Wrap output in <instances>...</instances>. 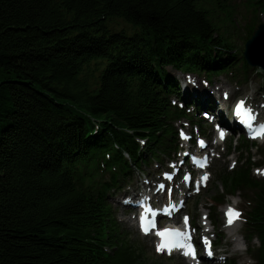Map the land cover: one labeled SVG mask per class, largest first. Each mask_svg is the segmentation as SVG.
<instances>
[{"label": "trees", "instance_id": "trees-1", "mask_svg": "<svg viewBox=\"0 0 264 264\" xmlns=\"http://www.w3.org/2000/svg\"><path fill=\"white\" fill-rule=\"evenodd\" d=\"M226 1L0 0V264H155L109 196L176 153L177 122H203L188 111H202L200 100L171 71H234ZM250 3L244 43L264 14V0ZM240 70L233 79L246 82L244 60ZM249 146L242 137L234 149ZM252 165L223 171L214 200L252 194L243 226L259 242L254 264H264V182Z\"/></svg>", "mask_w": 264, "mask_h": 264}, {"label": "rangeland", "instance_id": "rangeland-1", "mask_svg": "<svg viewBox=\"0 0 264 264\" xmlns=\"http://www.w3.org/2000/svg\"><path fill=\"white\" fill-rule=\"evenodd\" d=\"M253 0H230L226 1V5H230L234 7V18L232 20V24L225 22L223 27H221L222 33L228 37L231 44L237 50V56L240 58L236 61L233 72H226L220 75H214L210 79H206L203 76H195L197 78L196 86L204 93H211L214 96L216 102L218 101L224 107L217 106L214 108L215 111L217 109L221 112L229 115V111L231 113V106L236 99H244L247 98V103L250 106H253L258 112V120L264 121V74L259 71L252 70L248 75L246 82H237L238 78L233 79V76H238L240 73L241 63H243L242 52L244 46V39L246 36L245 27L251 22V14L252 13V5L250 2ZM222 8H217L215 13V20L222 24L224 21V13ZM254 14V13H252ZM254 20L260 23H264V14H255ZM116 29H124L125 31L131 30L128 25H125L121 21H117L114 26ZM259 72V73H258ZM171 74L179 81L180 88L185 87V90L192 95L195 93L197 89H194L193 81L189 84L183 80L184 75L178 72L171 71ZM204 78V79H203ZM5 80V76H0V81ZM207 82L206 87H204L203 82ZM203 84V85H202ZM216 88V89H215ZM198 89V90H199ZM208 90V91H207ZM223 91H227L229 93V98L225 102L221 100V93ZM222 101V102H221ZM229 109H228V105ZM206 112V111H204ZM203 119L202 113H198L197 117H193L192 119L197 120L198 118ZM229 117V116H228ZM203 127L209 130L208 138L206 135L203 138H206L207 141H212L215 135L213 131V126L209 123V120L203 121ZM176 130H179V138L180 133L184 132L185 134L183 139H189L192 144V151H197L198 147L196 144V137L199 136L198 127L192 126L188 121L183 120L176 124ZM201 136V135H200ZM237 135H234L232 139H227L223 146H220L217 150L212 151L213 154L212 164L209 168L210 180L208 182L207 187L201 190L199 194L191 195L193 192L190 190H186L187 185L183 182V175L178 174L174 177L173 181H171V185L174 187L173 193H171V199L175 200L177 196H180L183 193H187L185 204L183 205V210L180 215L186 214L189 219L192 227L196 230V235L202 239L200 235L203 234V230L205 229L203 223L205 222V218L208 217L213 225V231L210 234V238L214 241V255L213 258L208 261H204L202 264H228L230 262H235V264H248V261L251 260L254 262L253 254L256 250V247L259 245L257 239H253L247 234L243 225L246 212L250 209L253 204V196L251 193L247 192H237L235 196L225 197L224 201L221 198V201H215L214 197H217L222 192V187L219 182V175L223 173V171L230 172L231 170L237 169L241 166L246 160H249L254 166L251 168V176L258 180L264 182V173H260V171L264 170V145H260L254 143L255 145L250 146L247 150L238 152L237 150H231L228 152L229 142L233 140ZM194 140V142H192ZM239 141V140H238ZM180 151L177 155L174 156L171 161H163L162 164L151 163L150 165L142 167V172L133 171L131 173L130 179L123 183L122 189L118 192H114L109 196V202L116 214L118 221L120 222V226L122 230L127 235L130 241L135 244H138L148 261L154 262L155 264H186L180 259L177 258H168L166 256H159L155 253L154 246L152 244L151 237H143L136 230L134 225V212L135 210H131L122 205V201L124 197H130L134 194L133 201H137L139 198L140 192L147 188V184L150 185L153 182L152 190H156L155 186L157 183L164 182L163 175L165 173H171L176 171V167L178 165L181 169H185L188 167V164L184 165L182 162L183 156L187 155V151L183 148L186 145V142L180 141L178 142ZM236 145V143H235ZM232 147V148H233ZM173 161H175L173 163ZM174 164V166H172ZM176 164V165H175ZM235 164V165H234ZM234 165V166H233ZM172 166V167H171ZM233 166V167H232ZM171 167V168H170ZM168 186L163 191H160L155 197L154 201L156 203L161 200V204H165L170 199L168 198ZM219 193V194H217ZM180 194V195H179ZM194 194V193H193ZM251 194V195H250ZM175 195V197H173ZM123 199V200H122ZM178 199V198H177ZM176 199V200H177ZM223 201V202H222ZM159 205H157L159 207ZM226 206H237L238 210L241 212V220L235 224L236 231L231 232V228L226 227L223 222V209ZM178 216V217H179ZM177 217L178 222L180 219ZM160 222L164 223L165 220H161ZM240 236L243 238L244 243L247 245V249L244 253H240L235 250V244L233 237Z\"/></svg>", "mask_w": 264, "mask_h": 264}, {"label": "snow or ice", "instance_id": "snow-or-ice-1", "mask_svg": "<svg viewBox=\"0 0 264 264\" xmlns=\"http://www.w3.org/2000/svg\"><path fill=\"white\" fill-rule=\"evenodd\" d=\"M236 114L238 116H243L245 118L244 122L247 123L249 126H251V121L254 119V116L251 113V109H247L245 110V102L244 101H240L239 104L236 107ZM262 132H264V126H261ZM183 137V133L181 134ZM224 138V133L220 132V139ZM256 138V137H253ZM203 144V142H201V145ZM185 179H187V177H185ZM208 180L207 175L203 176L201 178V182H206ZM197 191H199V186L196 189ZM226 216V226L229 228H232L235 226V224L237 222H239L241 220V213L237 210H234L233 208H229L228 211L225 214ZM141 230L143 232H145V234L148 233L149 229L148 227L145 226L144 224V216L142 215L141 218ZM184 225H185V229L186 231L181 233V232H177V231H173V230H165L163 232H157L156 235L159 236L161 238V244H159L157 246V251H164L167 250L168 252H171L174 248H178V249H182L183 250V254L186 257H191L192 259H196V253L194 251V246L192 244H188L187 246L183 243H174L173 240L171 238L173 237H183L186 240H191V236L189 235L187 229H188V218L185 217L184 218ZM204 243L207 245L208 241L207 239H205ZM207 255L209 257L213 256V252L212 251H207Z\"/></svg>", "mask_w": 264, "mask_h": 264}, {"label": "water", "instance_id": "water-1", "mask_svg": "<svg viewBox=\"0 0 264 264\" xmlns=\"http://www.w3.org/2000/svg\"><path fill=\"white\" fill-rule=\"evenodd\" d=\"M242 57L247 66L264 73V23L259 24L245 42Z\"/></svg>", "mask_w": 264, "mask_h": 264}, {"label": "clouds", "instance_id": "clouds-1", "mask_svg": "<svg viewBox=\"0 0 264 264\" xmlns=\"http://www.w3.org/2000/svg\"><path fill=\"white\" fill-rule=\"evenodd\" d=\"M233 239L236 241L235 250L244 253L247 249V245L244 243L243 238L240 236H234ZM248 264H254L253 261L249 260Z\"/></svg>", "mask_w": 264, "mask_h": 264}, {"label": "bare ground", "instance_id": "bare-ground-1", "mask_svg": "<svg viewBox=\"0 0 264 264\" xmlns=\"http://www.w3.org/2000/svg\"><path fill=\"white\" fill-rule=\"evenodd\" d=\"M199 90H200V89H199ZM210 92H211V91H210ZM208 93H209V92H208ZM208 93H206V94H208ZM204 95H205V94H204ZM204 95H203V96H204ZM209 96H210V94H209ZM215 104H216V102H215ZM217 104H218V106L222 107L223 110H224V107H223V105H222L221 103H219V102L217 101ZM216 107H217V106H216ZM140 196H141V195H140ZM125 198H127V197H124L123 199H125ZM123 199H122V200H123ZM127 201H129V202H131V203H134V201H133V196L128 197ZM168 205H170V202L166 204V206H168ZM173 206H176V203H175ZM130 208L133 209V210L136 209L135 206H132V207H130ZM204 226H206L205 223H204ZM206 227H207V226H206ZM232 231H236V227H235V226L231 228V232H232ZM233 241L236 242L235 240H233Z\"/></svg>", "mask_w": 264, "mask_h": 264}]
</instances>
